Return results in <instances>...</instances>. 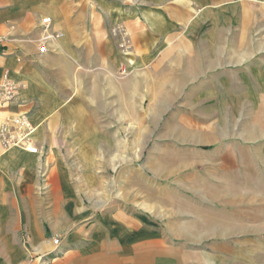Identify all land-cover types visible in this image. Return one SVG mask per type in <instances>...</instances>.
I'll list each match as a JSON object with an SVG mask.
<instances>
[{"label":"crops","instance_id":"crops-1","mask_svg":"<svg viewBox=\"0 0 264 264\" xmlns=\"http://www.w3.org/2000/svg\"><path fill=\"white\" fill-rule=\"evenodd\" d=\"M132 1L0 0V80L6 72L21 85L0 120L28 114L39 149L0 143V264H39L42 256L49 264H210L195 243L179 241L178 229L165 239L164 228L145 214L86 204L79 192L73 166L96 146L84 145L85 131L67 144L59 126L79 120L69 114L79 104V67L115 63L108 25L123 23L146 50L166 41L162 51L170 58L156 72L165 74L162 88L165 82L179 88L196 74L219 75L223 152L251 146L264 157V0H140L135 7ZM43 40L47 51L40 52Z\"/></svg>","mask_w":264,"mask_h":264},{"label":"rangeland","instance_id":"rangeland-1","mask_svg":"<svg viewBox=\"0 0 264 264\" xmlns=\"http://www.w3.org/2000/svg\"><path fill=\"white\" fill-rule=\"evenodd\" d=\"M107 35L115 63L79 67V104L69 110L79 120L59 126L67 144L85 131L84 145L96 146L73 166L85 203L143 213L164 228L165 239L178 229L179 241L195 243L210 264H264V157L251 146L223 152L219 75L196 74L179 88H162L165 74L156 72L170 58L162 51L166 41L146 50L121 22L108 25ZM99 93L104 97L95 98Z\"/></svg>","mask_w":264,"mask_h":264},{"label":"built area","instance_id":"built-area-1","mask_svg":"<svg viewBox=\"0 0 264 264\" xmlns=\"http://www.w3.org/2000/svg\"><path fill=\"white\" fill-rule=\"evenodd\" d=\"M42 22L47 23L48 18H42ZM4 42V38L0 36V47ZM40 52L47 51V43L45 40L40 41L38 45ZM20 83L9 77L5 72L0 80V110L9 107L10 103L18 97ZM33 124L28 114L16 112L5 116L0 120V143L3 147H19L29 153H39L38 147L33 139ZM54 244H58L59 238L54 237ZM39 264H49V261L42 256Z\"/></svg>","mask_w":264,"mask_h":264}]
</instances>
